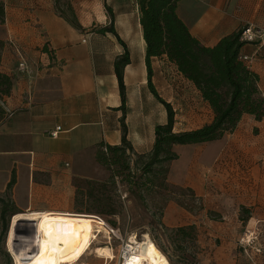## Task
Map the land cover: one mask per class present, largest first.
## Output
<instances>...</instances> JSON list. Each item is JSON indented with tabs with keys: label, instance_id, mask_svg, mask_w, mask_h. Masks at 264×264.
Masks as SVG:
<instances>
[{
	"label": "crops",
	"instance_id": "0c3cea01",
	"mask_svg": "<svg viewBox=\"0 0 264 264\" xmlns=\"http://www.w3.org/2000/svg\"><path fill=\"white\" fill-rule=\"evenodd\" d=\"M0 9V74L12 81L1 100L13 112L0 120V178L6 187L14 178L13 191L25 194L33 212H57L53 207L73 194L75 178L104 173L96 161L100 144L119 146L125 129L133 153L148 154L155 127L167 121L147 86L139 10L135 0H0ZM177 15L212 47L247 25L264 28V0H180ZM110 25L116 36L96 32ZM255 48L245 45L240 54L249 58L264 95V52L255 58ZM124 53L122 97L114 64ZM20 57L27 73L17 70ZM152 66L154 89L175 114L174 133L211 121L207 104L165 57ZM181 121L189 128L180 129ZM196 146L205 149L197 154ZM174 148V163L182 155L189 162L179 163L180 175L170 171L168 180L190 190L202 207L191 213L171 204L167 227L194 226L209 250L232 249V240L264 227V120L244 115L220 140ZM83 163L94 164L88 174ZM241 209L248 211L244 223Z\"/></svg>",
	"mask_w": 264,
	"mask_h": 264
},
{
	"label": "trees",
	"instance_id": "16d2710c",
	"mask_svg": "<svg viewBox=\"0 0 264 264\" xmlns=\"http://www.w3.org/2000/svg\"><path fill=\"white\" fill-rule=\"evenodd\" d=\"M179 1L135 0L139 10V25L145 46L144 61L147 86L154 98L163 105L167 115L166 123L158 125L154 129L152 150L145 155L134 154L126 140V131L123 129L119 146L111 147L100 144L96 152V161L110 173L109 183L114 184L116 178L121 175L118 169L120 168L122 173L127 172L128 176L125 181L129 186H133L136 192L152 187L153 181L147 176L152 175L155 178L157 173L163 181L166 180L167 166L178 159V154L173 150L174 147L202 145L220 140L235 130L244 115L252 117L256 122L264 120V97L259 89V76L249 68L246 63L248 60H244L240 54L245 45H253L256 46L254 54L256 58L264 52V44L241 42L240 30L223 37L212 47L202 45L190 34L187 26L178 17L177 5ZM0 13H2L1 9ZM96 32L116 36L112 25L109 28L97 29ZM163 57L175 67L176 72L195 89L201 100L207 104L212 115L209 123L194 130L173 132L174 112L171 106L157 94L152 84L154 74L152 63L155 59ZM128 61V54L124 53L114 64L122 97L124 88L122 71ZM11 86V79L0 74V98L9 95ZM4 118V112L0 108V120ZM104 148L106 153L103 151ZM128 153L146 159V163L141 168V176L145 178L143 183L133 181ZM13 184L14 178H11L6 187L7 190H10ZM92 185V183L89 184V194H92L91 191L94 190ZM201 207L202 204L198 205L197 211ZM5 212V209L1 212L3 235L8 229ZM16 214L18 213H13V216ZM241 214H243L241 220L244 223L247 220L248 211L241 209ZM187 228L191 233H195L194 226ZM176 232L184 237L188 236L186 227L177 228ZM254 244L252 247L257 245L255 242ZM155 246L161 251L156 244ZM240 248L242 247L240 246ZM251 248L242 249L244 252L251 253Z\"/></svg>",
	"mask_w": 264,
	"mask_h": 264
},
{
	"label": "rangeland",
	"instance_id": "374dc122",
	"mask_svg": "<svg viewBox=\"0 0 264 264\" xmlns=\"http://www.w3.org/2000/svg\"><path fill=\"white\" fill-rule=\"evenodd\" d=\"M156 101L165 112L163 105L158 100ZM165 116L167 119L166 112ZM188 123L179 122V128L182 130L189 128ZM196 147L197 154L205 149L200 146ZM207 147L206 151L199 157L200 160H203L210 151V149L207 150ZM128 161L133 181L143 183L145 178L141 176V168L146 163V159L128 153ZM188 162V159L182 155L179 163L186 165ZM179 163L173 162L167 166L168 174L165 181L157 173L155 178L152 175L147 176L152 179L153 185L150 189L139 192H136L133 186L128 185V182L125 181L128 176L127 172L122 173L120 168L118 169L121 175L116 178L114 184L109 183L110 173L103 166L104 173L101 172L100 168L96 175L82 179L75 178L73 194L71 192L66 193L65 199L58 201L53 208L59 213L92 215L104 223L100 233H97V229L94 228L95 239L91 241L90 250L82 257V264H122L125 248L131 239H135L137 243H142L145 240V235L161 249L169 264H264V227L260 226L254 232L253 236L257 245L251 248V253L249 251L244 252L240 248V239L232 240V242L234 241L232 249H215L216 251L211 249V251L208 247L202 246L196 233H191L189 228L186 227L188 236L184 237L177 233L176 229L167 227L165 210L168 206L176 204L187 212L194 213L195 210L199 209L198 205L201 204V200L195 197L190 190L180 188L168 180L170 171L173 172L174 176L180 175L178 173L182 170ZM195 163H197L196 167H199L198 164H201V161L196 160ZM82 166L88 174L94 164L83 163ZM203 174L204 179L208 180V169ZM91 183L94 190L91 191L92 194H89V184ZM12 188L7 190L5 182L0 178V264H13L12 253L6 246L9 223L13 213L26 214L35 209L29 205L25 194L21 192L17 194ZM3 209L6 211L5 220L8 225L5 235H3L1 219ZM108 228L114 234H111ZM17 231L19 235H29L28 229L21 227ZM239 234L238 232L237 235L239 236ZM134 247L137 248V246ZM17 248L29 251L31 245L26 239L25 241L23 239ZM96 248L109 250L114 261L95 258Z\"/></svg>",
	"mask_w": 264,
	"mask_h": 264
},
{
	"label": "bare ground",
	"instance_id": "6f19581e",
	"mask_svg": "<svg viewBox=\"0 0 264 264\" xmlns=\"http://www.w3.org/2000/svg\"><path fill=\"white\" fill-rule=\"evenodd\" d=\"M103 226V221L92 215L61 212L16 214L9 223L6 246L12 253L13 264H82V257L90 250L91 241ZM21 227L28 229V236L18 234ZM23 239L30 243L29 251L17 248ZM95 253L97 259L113 260L105 248H96ZM122 259V264H169L147 235L142 243L132 238Z\"/></svg>",
	"mask_w": 264,
	"mask_h": 264
},
{
	"label": "built area",
	"instance_id": "2783aa9c",
	"mask_svg": "<svg viewBox=\"0 0 264 264\" xmlns=\"http://www.w3.org/2000/svg\"><path fill=\"white\" fill-rule=\"evenodd\" d=\"M240 41L243 43H255L260 42L264 44V28H260L256 25H247L241 29L240 33ZM84 42V41H83ZM244 60H249L247 57H243ZM27 66L26 62L23 57H20V63L18 64L17 70L19 72L27 73ZM264 97V95H263ZM0 108L4 112V115L7 117H11L13 112L4 104V102L0 98ZM60 129L56 127L52 132H50L51 138H56ZM103 151L106 153V149L104 148ZM101 221V220H100ZM111 234L114 232L108 228ZM255 242V237L253 234H246L239 240V245L242 248H251Z\"/></svg>",
	"mask_w": 264,
	"mask_h": 264
}]
</instances>
